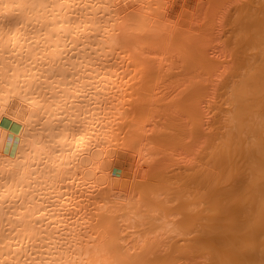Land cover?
<instances>
[{"label": "bare ground", "instance_id": "obj_1", "mask_svg": "<svg viewBox=\"0 0 264 264\" xmlns=\"http://www.w3.org/2000/svg\"><path fill=\"white\" fill-rule=\"evenodd\" d=\"M153 1L0 0V264H156L163 250L184 254L185 264H264V18L261 34L251 33L261 55L244 75L223 85L203 77L170 102L186 115L190 137L187 158L172 170L149 157L153 142L172 137L149 120L157 93L125 83L131 69L155 66L145 48L170 41ZM211 55L205 67L219 60ZM200 59L192 61L199 68ZM118 147L135 154L133 176L148 153L153 159L128 190L103 174ZM163 192L183 199L172 211L184 206L176 207L185 244L147 240L153 217L146 226L139 216L150 210L139 203L131 213L136 193L158 201ZM164 222L154 223L156 237L170 231Z\"/></svg>", "mask_w": 264, "mask_h": 264}, {"label": "rangeland", "instance_id": "obj_2", "mask_svg": "<svg viewBox=\"0 0 264 264\" xmlns=\"http://www.w3.org/2000/svg\"><path fill=\"white\" fill-rule=\"evenodd\" d=\"M154 1H153L154 7L157 6L156 7L157 9L155 8L156 11L155 10L154 11L158 15H160L161 18L165 15L164 17L167 18L166 20H168L169 26H170L169 27L167 24V26H168L167 30L168 31L165 30L166 32L164 33V38L162 37L163 40L162 39H160V40L165 41L167 39L169 41V39H170V41H169L170 43L167 42L168 44L166 46H162L161 49H160L161 46L159 47V49H156V50H154L155 48H153V47H150V49L147 47V49H149L150 51L146 50V48L144 49V52H145L147 58H149V56H150V58H151V56L153 58L154 57L156 58V59L154 58L155 60L152 58L153 61L151 59H149L150 61L148 62L149 65L152 62L150 66H152V64L153 65L155 64V66L152 67V69H151L155 73V75H153L154 73L149 72V71H151L150 69L148 71L149 75L147 74L146 71L144 73L142 72L143 74H141V71L131 69L130 71L127 72V75H126L127 78L125 77L126 78L125 83L131 84V85H135V83H136V85H138L140 82L143 84L145 83L146 85L149 84L151 92L149 90H148V92L152 93L151 95H153L154 92H155L154 94L157 93L155 95L156 98L154 97V95L153 96L149 95V97H151L152 99L154 97V101H157V98L159 100V101H157L158 105L155 107L152 115H150L149 120L151 121V124L165 129L166 132H172V137H171V139L168 138V139H170L169 140L170 143L161 142V144H156L153 142L152 145L157 146L156 150H158V151H154V154L153 153L151 154V152L148 153L149 155L151 154L152 156L151 155L149 156L148 154L147 155L149 157H153V159H155V157H157V158L162 157L165 161V164L169 165L170 169L174 170L173 168H178V165L182 164V163H179L180 160H185L187 158L188 149L190 148L187 145V142L190 141V137H188V135L186 133V130H187L186 129V121H187L186 115H184L182 112H179V111L175 112L174 108H172L170 104L173 102V99L175 96L179 99V97H181L183 95V92H184L183 89L185 90L186 86L188 87L189 85L195 83V81L197 82V80H198V82L200 81L202 84L204 81V78H205V79H207V80H205L206 81L205 84H210V83L213 84V82H215L214 84L217 83V84L223 85L226 82L228 83L229 79H230L229 83H233L235 79L233 80L231 78L237 79L238 76L240 77L241 75L245 74L244 70H246V72H247V70L252 67V63H254V59L256 57L259 58L258 54H260V52H262L259 50V47L261 44L260 43L258 44V42H260V41H258L259 39H257L258 34L255 35L256 40L253 41L254 39L251 36L252 35L251 33H253V31H254V34H255V32L257 30L258 33L261 34L262 26L261 27L259 26L256 29V25H257V22H259L260 20H262L264 18L263 17V15H264V9H263L264 8V0H157V1L154 0ZM156 2H158L159 4ZM251 12H253V13H251ZM251 14L253 17L251 16ZM255 17H257V18H255ZM258 19H259V21H258ZM251 22L253 23V25ZM261 22L262 21H260L259 23H261ZM172 23H174V25ZM158 24L161 25V22H159V20H158ZM163 27H165V26H163ZM179 28L182 31L179 30ZM169 31H171V32H169ZM180 32H182V34ZM161 33H160V37H161ZM171 33H172V36H171ZM175 33H177L179 35L176 34V36H175ZM170 36H171V38L173 37L174 39L173 38L171 39ZM249 36H251L252 39H251V37L249 39ZM177 38L178 39L181 38V39H179L180 41ZM258 38H260V37H258ZM176 39L178 41H176ZM172 41L174 44L172 43ZM172 46H173V48H172ZM156 48H157V46H156ZM260 49H262V47ZM202 51H203V53H202ZM149 53H150V55H149ZM202 54H204V55L202 56ZM208 54L209 55L212 54L211 55L212 57H213V55L218 56L219 60L215 61V63L213 61L207 60V62L208 61L210 62V63L208 62L210 64V66L207 65L208 63L207 64L205 63V65L208 66V67H205L203 62L206 61L205 56ZM162 55H164V56H162ZM156 56H158L159 58H157ZM211 56H209V57H211ZM147 58H146V60L148 61ZM199 58H202L200 60L205 59L204 61H200V62H202L203 65L198 61V63L200 64V68H199L198 64H194L197 62V60H199ZM159 59H162V60H159ZM164 59H166V60L163 61ZM257 60H259V59H257ZM147 61H146V63H147ZM190 61H191V63H193L192 61H196V62H194L193 65H191ZM158 62L162 64V65L161 64L158 65L159 68L157 67ZM163 64H165V65L163 66ZM211 64H212V66H211ZM250 64H251V66H250ZM168 66H169V68H170V66L172 67L171 70H169ZM194 67L196 69H194ZM203 67L206 69L202 70ZM210 67H212V69H210ZM155 68H158V71ZM207 68H208V70H207ZM236 69L238 70L237 72H236ZM241 69H242V71H241ZM201 70H202V72H201ZM193 71H195V72H193ZM196 71L198 72V74H196ZM212 71H214V72L212 73ZM243 71H244V74H243ZM159 73L161 75H159ZM199 73H200V75L204 73V75H206V76L202 75V77H201V76H199ZM217 73L218 74L220 73L219 76ZM221 73H223V74H221ZM240 73H242V74H240ZM192 74L194 76H192ZM234 74L236 77L234 76ZM207 75H210V76H207ZM144 76H145V80H144ZM150 76L153 78H151ZM199 77H201V78L199 79ZM212 77L214 79H217V80L211 79ZM135 78H136V80H134ZM192 78L193 79L195 78V79L192 80ZM152 79H154V80H152ZM202 79H203V81H202ZM140 80H142V81H140ZM150 80L153 84L151 82L150 83L145 82V81H150ZM207 81H208V83H207ZM216 81H218L219 83ZM150 85H152V87H154L153 85H155V87L157 89L155 87L151 88ZM153 89H154V91H153ZM176 97L174 100H178ZM159 103H162V104H159ZM151 124H149V126H151ZM173 137L178 138L179 140L177 139L178 141L176 140V142H173ZM9 138L11 139L12 136ZM113 152H114V154L112 156L113 161H112V158H104V160H105V173H103V174L106 177L105 178L106 180H109L108 178L110 176H112V179H110V181H112V182H113V180L117 179L114 181L115 186H116V184L121 185V183H122L123 186L128 190V189H130V188H128V186L129 185L131 186V184H132V182L130 184V181H133L132 176H133L134 170L136 169L135 154L133 152L127 150L124 147L123 148H121V147L115 148V149H113ZM147 155H146L144 162H143V165L145 167L143 166L141 168L142 169V172L140 171L141 173H144V171H145L144 168L146 169L147 167H149L150 162L153 161V159L150 158L152 161L150 160V162H149L148 161L149 157ZM107 168L108 169L110 168L111 172L109 171L110 169L108 170ZM140 172L138 173V174H140L139 177H138V174H137V176L135 175L136 174V172H135V174H134L135 177L133 176L134 180L136 178L141 177L142 174ZM130 178H132V179H130ZM120 185H118V186H120ZM137 193L135 195H133L134 197L132 196V198L129 199V200H131V201H129V204L131 203L132 205L137 206L136 208L134 206V208L131 210V213H135L137 211V208L139 205L142 206V207H140L141 210L138 209L137 213L139 215L141 214V212L145 211V213H147L148 210H150V213L149 212L148 213L151 214V216L148 213L144 214V216L146 215L147 217H144L143 215L139 216V219H141L143 221V224L145 223L146 226L148 225V222L150 221V219L148 217H153V219L152 218L151 219L154 220L153 222L155 223L156 226L158 223L166 225L164 221H166V223H168V224L170 223L169 224L170 226H168V229L170 231L168 232V230H167V232H166L167 234L165 235L166 238L164 236L163 237L164 239H163V238H161L162 236L158 234V230H157L158 228L154 227L155 225H154V223L152 224V220H151V222H150L151 224L149 223V225H151V226L148 225L150 227L148 229H150L151 232L147 230V232L145 234V236L150 238L147 240L150 241V240H153V238H155V239L160 238V242L168 244L167 242L174 243L176 241L175 237L178 236L177 238H179L178 239L179 240L178 243H180L179 245H181V243L185 244L187 241L184 238L187 236L185 233H183L184 231L181 229V224L179 223L183 217V213L182 212L180 213V211L178 209V208L184 207V206L180 207V205H184L183 199L175 198V196L170 195L173 193L167 194V192H165V193L163 192V193L158 194L159 198H161V200L158 199V201L160 200V203H159L157 200L151 201L152 199L149 200L144 196L140 197L139 195H137ZM163 194H164V196H163ZM167 195H169V196H167ZM168 198L170 199V201ZM178 199H179V201H178ZM143 200H145V202H143ZM162 200L164 203H162ZM171 200H173V201H171ZM180 200H182V201H180ZM149 201H150V203H149ZM154 201H155V204H159V205L154 204L157 210L154 208V205L152 204V202L154 203ZM166 201H168L169 204ZM175 201L178 202L177 204H180L182 202L180 205L175 204L174 209L178 210L179 211L178 213L176 210H175L176 211V213H175L174 209L172 211V207L174 206V203H176ZM139 203H141V204H139ZM144 203L145 204L148 203L147 205H144L145 207L147 206L146 207L147 209H145L143 207ZM149 204H151L152 206H150ZM164 204H166V206ZM168 205L169 206L172 205L171 209H170L171 211L169 209L167 211ZM159 206H161V207H159ZM162 207H164L166 209H164ZM142 208H144L145 210H142ZM158 208L160 210H158ZM163 209H164V212H163ZM133 210H135V211H133ZM146 210H147V212H146ZM159 211H161L163 213V215ZM170 212H173V216H172V213H170ZM158 213H160V214H158ZM174 213H175V215H174ZM155 214L157 215V217ZM164 214H165V216H164ZM181 214H182V216H181ZM142 217H143V219H142ZM165 217L173 218L172 222L170 221L171 219L169 220V218H168V220H167V218H165ZM145 219H146L147 223L145 222ZM147 220H149V221H147ZM177 220H179V222ZM168 221H170V222H168ZM177 225H178V228H176ZM171 227L175 228V229H172ZM179 229H180V231L178 232ZM170 232L175 233V234H172L174 236V238L170 234ZM148 233H149V235H148ZM168 235L169 236L171 235V236L169 238H167ZM156 236H161V237H156ZM151 237H152V239H151ZM142 238L145 239L146 237H142ZM168 239L171 241L173 240V242L169 241ZM180 240H182V241L180 242ZM184 240L186 242H184ZM163 241H166V242H163ZM165 248H167V247H165ZM171 251L173 253H171L169 255L168 254L166 255V251H164V250L159 251V254L161 253L159 256H161V255H163V256L158 257L159 259L157 257H156V259L153 258L156 261V262L154 261L153 263L158 264L160 260H162V262H164L163 264L168 263V262H169V264H174V263L175 264H182V262H183V264L187 263L184 258H186V260H188V258L185 257L184 254H183L184 255V257H183V255H180L181 253H179V255H178V253H176L174 250H171ZM176 254L178 255V257ZM171 255L174 258L173 260H172ZM168 256H170V258ZM179 256H181V257H179ZM162 257H163V259H162ZM166 257H168V258H166ZM157 259H158V261H157ZM167 259H168V261H167ZM177 259H178L179 263H178ZM184 261H185V263H184Z\"/></svg>", "mask_w": 264, "mask_h": 264}]
</instances>
